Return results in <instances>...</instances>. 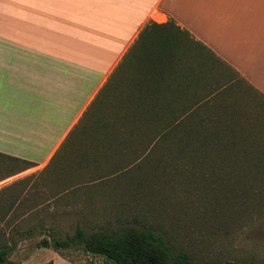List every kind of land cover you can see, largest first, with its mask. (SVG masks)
Listing matches in <instances>:
<instances>
[{"label": "rangeland", "instance_id": "1", "mask_svg": "<svg viewBox=\"0 0 264 264\" xmlns=\"http://www.w3.org/2000/svg\"><path fill=\"white\" fill-rule=\"evenodd\" d=\"M129 53L124 61L131 57ZM125 73L126 67L119 75L124 89L116 95L102 93L78 123L76 133L69 134L56 151L44 172L54 167L53 171L27 177L31 185L57 191L59 202H72L64 208L68 212L22 214L8 202L0 206L3 241L10 244L17 233L23 234L4 264H100V256L80 248L56 252L50 246H38L46 237L43 230L63 239L73 233L76 220L85 231L129 221L136 227H158L175 251L202 262L264 264V99L219 65L212 70V78L202 70V79L181 95L182 103L202 100L197 115L184 117L185 132L180 126L175 133L188 136V131L207 129L216 133L218 141L209 146L192 138L182 140L181 146L159 143L160 139L151 143L164 133L160 130L169 122L167 116H161L160 123L151 120L149 126L94 129L96 118L100 122L101 117L110 116L119 103L118 111L124 112V101L135 95L125 88ZM111 129H116L110 138L114 145L103 150L100 135ZM226 139L236 153L223 157ZM199 146H207L213 155L209 151L200 158ZM44 152L32 156L39 159ZM0 164V176L25 166L5 157H0ZM35 225L44 228H29Z\"/></svg>", "mask_w": 264, "mask_h": 264}, {"label": "crops", "instance_id": "2", "mask_svg": "<svg viewBox=\"0 0 264 264\" xmlns=\"http://www.w3.org/2000/svg\"><path fill=\"white\" fill-rule=\"evenodd\" d=\"M163 38L171 61L154 77L132 76L131 90L183 101L203 68L212 78L219 65L264 99V0H0V155L25 163L0 176L1 207L68 212L72 202L27 177L53 171L44 172L127 51ZM201 45L214 58L203 60Z\"/></svg>", "mask_w": 264, "mask_h": 264}, {"label": "trees", "instance_id": "3", "mask_svg": "<svg viewBox=\"0 0 264 264\" xmlns=\"http://www.w3.org/2000/svg\"><path fill=\"white\" fill-rule=\"evenodd\" d=\"M172 42V39L166 40L164 38L148 39L142 43L140 49L138 48L130 58L124 61L126 56L130 54L129 49L117 67L110 73L100 91L95 96L93 102H96L95 100L98 98L100 100V95L102 93L104 94V92H106V94L111 92V94L116 95L117 91L124 89V87L121 86L122 81L119 80V75L124 72L125 67L126 73L124 75L125 77H128V82L126 83L125 88H128V90L131 89L130 79L132 76L136 79L135 82L138 83L139 80L146 77V75L154 77L156 74L160 73V66L171 61L170 54H172ZM201 47L204 49L201 53L203 60L211 59V57L214 58V55L207 51L204 46L201 45ZM146 67L148 70H145ZM203 70L206 71V68ZM132 87L135 91L133 92L135 95L131 96L129 98L130 100L126 99L124 101V105L125 107L127 106V109L122 113L118 111V107L121 109V103H119V106L115 107V110L111 109L112 112L110 116L101 117L100 122H97L98 118L95 119L96 124L94 125V129H104L107 127L113 128L114 126L122 128L129 124L131 126L136 125L137 127L143 125L149 126L151 120L153 122L158 120L157 123H160L161 116H167L169 122L167 124L164 123V129L160 130V132L164 133H161L160 138L157 137L156 139H153L151 143L160 139L159 143H174L176 146H181L183 144L182 140L192 138L194 141L209 146V144L218 141L217 139L219 138L216 133L208 131L207 129L195 132V134L188 131V136H180L175 133L180 129V126L183 130L185 125L182 123L184 122V117H191L192 119L193 115H197L196 109L201 103V99L194 98L185 103H182L183 101L177 102L172 100L160 101L155 97L147 99L146 96L140 95V90L139 88L136 89L135 84ZM93 102L91 103V106ZM147 111L148 115L145 116V112ZM95 116L93 115V117ZM166 125H169V127H166ZM76 127L71 130L73 135L76 133ZM114 131H116V129H111L103 133V135H100L101 141L104 143V145H101L103 150L111 148L112 144L115 142L110 139L112 134H116ZM225 142L226 146L223 149H225L226 155H222L223 157H227L230 151L233 152V150H235L233 147L228 148L229 140L226 139ZM93 146L96 147L97 145L94 143ZM205 147H201L197 150L198 152H201L199 154L200 158H205V153H208L209 151H211L213 155V150H207ZM235 153L236 152L234 151L233 154ZM0 156L7 158L14 163L24 162L15 157L6 155ZM139 156L140 155H137V157ZM191 156L192 155H190V157ZM138 168H140V166ZM236 171L237 173L242 172L241 170ZM262 172L264 173V166ZM261 176L264 177V174H261ZM130 222L131 221L120 222L111 227L99 226L98 229H95L96 227H90L88 231H85L80 227L79 221L76 220L71 235H65L63 239H58L53 237L52 234L49 233V230H43L46 237L41 238L37 244L42 247L50 246L56 252L68 249L69 247L80 248L83 252L100 256V264H229L227 262H202L191 258L183 252L175 251L168 241L165 240L163 234L158 230V227H136L131 225ZM132 222H137V220H133ZM30 231L31 230H28L27 233H30ZM15 236L17 237L15 240L17 241L20 237H23V234L17 233ZM15 240L12 239L10 244H6L3 241L2 233L0 232V264L6 263L10 251L15 246ZM247 264L253 263L249 262Z\"/></svg>", "mask_w": 264, "mask_h": 264}]
</instances>
